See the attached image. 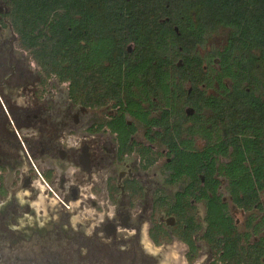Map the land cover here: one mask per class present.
<instances>
[{"label": "flooded vegetation", "instance_id": "af4514ba", "mask_svg": "<svg viewBox=\"0 0 264 264\" xmlns=\"http://www.w3.org/2000/svg\"><path fill=\"white\" fill-rule=\"evenodd\" d=\"M147 1L78 0L79 53L118 67L104 62L89 72L88 81L78 67L71 89L57 77L64 76L65 54L50 51L54 38L35 39L49 50L41 54L18 48L8 2L0 0V264H143L135 254L140 222L129 210L140 202L150 203L146 235L154 247L177 241L192 264L202 245L206 264L215 263L201 239L211 169L214 195L238 248L264 251V64L250 52L253 68H240L246 54H238L235 69L222 66L227 37L219 49L203 52L209 34L223 28L210 32L207 20L197 19V5L173 1L163 13L160 3ZM147 40H162L164 47L145 51ZM56 60L58 69L51 64ZM178 155L190 162L173 164ZM180 170L203 173H196V183ZM148 171L163 178L149 179ZM186 201L199 227L191 238L194 257L174 233L176 217L153 213L155 205ZM87 203L106 210L104 221L97 222V213L89 217V235L80 221L72 227L68 218ZM155 226L166 231L167 242L156 245L149 238ZM219 229L226 236L222 222ZM107 252L130 258L110 263Z\"/></svg>", "mask_w": 264, "mask_h": 264}, {"label": "trees", "instance_id": "16d2710c", "mask_svg": "<svg viewBox=\"0 0 264 264\" xmlns=\"http://www.w3.org/2000/svg\"><path fill=\"white\" fill-rule=\"evenodd\" d=\"M122 1L97 0V2H111L115 4L122 3ZM173 1L181 0H151L152 3L161 4L163 13L165 12L164 4H173ZM190 1L199 7L197 19L200 21L202 18L207 20L206 26H208L210 32L216 28H223L229 31L226 44L220 54V63L222 66L235 69L238 67L236 64L238 54H246V58L242 59L247 61V63L245 65L243 64L240 68H253L255 59L254 56L251 57L249 55L250 52H257L259 60L264 64V0ZM7 2L10 9L8 23L12 34L15 36L18 48L26 51H36L41 54L49 50L45 44H42L43 47H38V40L35 39L46 36L47 34L53 37L54 39L49 41L52 48L50 51L56 55L62 51L65 54L64 60H62V63L65 64L64 76L56 73L58 75L57 77L67 80L71 89L74 88L78 67L81 69L80 74L83 78L85 79L87 77V81L89 80V72L94 68H104V62L108 63L109 68L116 69L118 67L117 65L111 64L113 61L110 59L103 60L97 58L93 60L83 57L79 53L78 44L75 40L77 36L75 31L76 25L74 24L78 0H7ZM146 4H149L147 0ZM89 18L88 16L87 19ZM67 28H69V32ZM160 42L147 40L144 43L145 51L151 53V51L156 50L159 44L164 47L162 40ZM38 62L41 67L49 66L43 60H38ZM57 62L58 60H56V64H51L58 69L60 66ZM145 66H149V63ZM256 157L258 159L262 158L261 155ZM231 159V164H234V155H232ZM175 160L172 162H175L173 164L178 166L190 162L188 158L181 155H178ZM178 173L191 174V180H196L197 183L196 173L203 172H183L180 170ZM208 173L209 181H212V184H210L212 197L207 204V226L205 231L202 232L201 239L206 240L212 249L215 259V263L212 264H264V261H261L264 251L259 249L244 251L238 248L233 227L229 223V219L223 216V207L214 195L215 184H213L212 169ZM232 185L231 180V188H233ZM231 193L233 194V191ZM162 210L176 217L179 224L176 226L174 233L182 242L188 245L189 253L194 257L197 254V249L193 247L191 238L199 230V227L194 224L191 215L193 210L190 205L187 201L172 205L158 204L153 209L154 217ZM154 222H156V219H154ZM220 222L224 224L226 236L219 229ZM220 236H223V238H220ZM149 238L156 245L169 240L166 231L159 226H155L154 229L149 231Z\"/></svg>", "mask_w": 264, "mask_h": 264}, {"label": "rangeland", "instance_id": "374dc122", "mask_svg": "<svg viewBox=\"0 0 264 264\" xmlns=\"http://www.w3.org/2000/svg\"><path fill=\"white\" fill-rule=\"evenodd\" d=\"M228 33L229 31L224 30V29H218V30H215L213 33H210L206 41V44L204 45L203 52H205L206 49L207 50L210 49L211 51L213 49H219L223 45L224 39L228 36ZM1 35L3 37H8L9 33L7 29H3L1 31ZM97 115L101 117L103 113L97 112ZM151 171H148L149 179H154L158 181L159 179L163 178V177L162 178L159 177L158 175L155 177H152ZM161 185L163 184L161 183ZM118 206H121V205H118ZM54 207H55L54 202H51L49 204L50 213H52V208ZM149 207H150L149 202H140L136 205V207L129 209L130 211L134 212L133 216H134L135 223L140 222V225L138 226L139 238H138V243H137L136 252H135L136 258H138L139 260L140 259L143 260L144 261L143 264H188L185 262V258H184L185 247L181 245L179 242L172 240L169 243L164 244L162 246H158V247H154L151 244V242L149 241L146 235V229L148 227L147 215L149 214L148 213ZM84 208L85 209H82V212L79 215L72 211H69L68 218L70 220L72 227H75L76 223L80 221L83 234L89 235L90 228L92 227L89 217H91L93 213H97L98 215L97 222L98 220L104 221L102 216L104 215L106 210L103 207V204L101 203H97V205L93 209L90 208L89 204L87 203V205H85ZM115 210H117V207H115L114 211ZM112 211L113 209L110 208L108 211V214ZM198 211H199L198 218L200 219L202 216V209L200 206H198ZM129 230L130 229L127 230L128 234L130 237H132L133 231H129ZM117 231H119L120 234L125 233L121 229H117ZM107 253H106L107 255H106L105 260H108L110 263H119L121 261H128V259L130 258L127 255H124V253L123 254L122 253L119 254L117 252H107ZM99 254L102 255L103 253H99ZM206 256H207L206 250L201 245L200 253L198 257L195 259V262L192 264H206V261H207ZM81 263H87V262L83 260L81 261Z\"/></svg>", "mask_w": 264, "mask_h": 264}]
</instances>
